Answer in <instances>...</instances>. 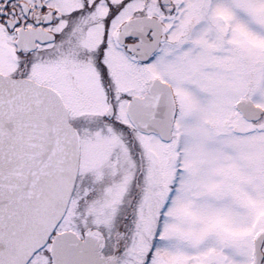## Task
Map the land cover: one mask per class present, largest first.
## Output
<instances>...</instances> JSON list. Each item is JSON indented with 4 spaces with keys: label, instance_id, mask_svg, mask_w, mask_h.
I'll return each instance as SVG.
<instances>
[{
    "label": "snow or ice",
    "instance_id": "6c2138e0",
    "mask_svg": "<svg viewBox=\"0 0 264 264\" xmlns=\"http://www.w3.org/2000/svg\"><path fill=\"white\" fill-rule=\"evenodd\" d=\"M0 264H264V0H0Z\"/></svg>",
    "mask_w": 264,
    "mask_h": 264
}]
</instances>
